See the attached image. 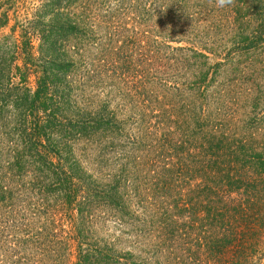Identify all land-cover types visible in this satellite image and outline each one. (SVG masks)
I'll return each instance as SVG.
<instances>
[{"label":"trees","instance_id":"1","mask_svg":"<svg viewBox=\"0 0 264 264\" xmlns=\"http://www.w3.org/2000/svg\"><path fill=\"white\" fill-rule=\"evenodd\" d=\"M73 1L45 0L22 41L0 40V264H264V92L235 79L264 73V0L219 7L241 45L214 64L207 49L190 48L202 60L198 81L153 92L155 122L135 128L119 177L87 156L88 143L126 122L74 88L72 78L92 71L78 45L89 9ZM188 19L182 36L195 28ZM8 21L3 13L0 28ZM194 91L195 105H173ZM101 216L126 231L93 234ZM40 218L67 219V236L38 227Z\"/></svg>","mask_w":264,"mask_h":264},{"label":"rangeland","instance_id":"2","mask_svg":"<svg viewBox=\"0 0 264 264\" xmlns=\"http://www.w3.org/2000/svg\"><path fill=\"white\" fill-rule=\"evenodd\" d=\"M44 2L45 0H0V18L3 13L9 17L8 24L0 28V40L4 36L13 35L22 41L26 19L31 20L33 13ZM70 9H89L88 23L83 27H87L88 38L84 42L79 40L78 45L83 53L85 51L86 54L83 55L89 63L87 69L92 72L85 80H81L80 74L74 78L75 81L72 78L74 88L78 89V94L84 93V98L91 100L92 107H109L116 118L126 122L121 132H112L88 143L87 146H91V149H87V156L90 160L100 157L102 162L106 160L112 167L111 175L119 177L121 159L128 151L134 153L136 142L140 140L135 128L139 124L155 122L153 117L158 112H152L153 103L150 104L154 99L153 92H162L164 81L184 86L198 81L200 67L202 68L198 62L202 60L195 59L190 48L197 46L198 50L207 49L208 63L214 64L228 58V49L232 45H239L241 41L237 38L234 25H223L221 22L220 17L226 18L227 13L216 6L215 0H74ZM186 17L189 18L188 22L185 20L186 27L190 23L196 25L191 30L186 29L182 36L179 31L180 18L183 21ZM254 27L250 25L247 29ZM31 40L36 50L40 41L37 37ZM236 49L239 46L234 50ZM232 57L236 58L237 55L234 53ZM77 59L82 61L79 56ZM249 63L251 62H243L241 67L256 69L254 64ZM238 76H242L249 85H258L259 91L264 92L263 72L255 70L248 74H238L235 79ZM79 82L81 86L78 85ZM82 87L84 92L81 91ZM195 92L197 91L175 98L172 100L173 105L182 106L183 99H186V103L195 105L192 96ZM252 98L260 99V95H253ZM245 101L246 98L239 96V102ZM95 141H101V145H97ZM81 146L82 143L77 148ZM107 214L108 212L105 217ZM101 217L102 221L100 219L98 226H95L93 234L118 236L120 232L126 231L112 221L104 223V216ZM68 224L67 219L56 221L53 225L51 219L40 218L37 226H43L44 230H51L54 226L56 234H59L62 230H69ZM97 227L100 229H96ZM61 234L62 238L67 236V233Z\"/></svg>","mask_w":264,"mask_h":264},{"label":"clouds","instance_id":"3","mask_svg":"<svg viewBox=\"0 0 264 264\" xmlns=\"http://www.w3.org/2000/svg\"><path fill=\"white\" fill-rule=\"evenodd\" d=\"M217 7H226L233 3V0H215Z\"/></svg>","mask_w":264,"mask_h":264}]
</instances>
